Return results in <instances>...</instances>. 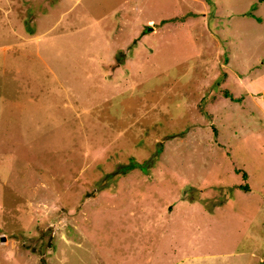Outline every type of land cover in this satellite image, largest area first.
I'll return each mask as SVG.
<instances>
[{
    "label": "rangeland",
    "instance_id": "obj_1",
    "mask_svg": "<svg viewBox=\"0 0 264 264\" xmlns=\"http://www.w3.org/2000/svg\"><path fill=\"white\" fill-rule=\"evenodd\" d=\"M0 264H264V1L0 0Z\"/></svg>",
    "mask_w": 264,
    "mask_h": 264
},
{
    "label": "trees",
    "instance_id": "obj_2",
    "mask_svg": "<svg viewBox=\"0 0 264 264\" xmlns=\"http://www.w3.org/2000/svg\"><path fill=\"white\" fill-rule=\"evenodd\" d=\"M257 1H264V0H257ZM224 90V94H226L227 95V90L226 89H223ZM133 163L132 162H130L129 164H128V166H131ZM241 176H242V178L244 179L245 178V172L244 171H242L241 172ZM240 186H246L245 184H241ZM244 189V188H243Z\"/></svg>",
    "mask_w": 264,
    "mask_h": 264
}]
</instances>
